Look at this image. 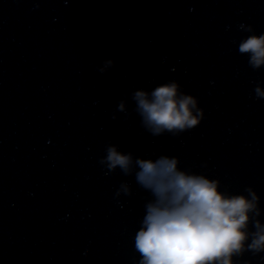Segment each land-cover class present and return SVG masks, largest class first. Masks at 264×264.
Instances as JSON below:
<instances>
[{
	"label": "clouds",
	"instance_id": "1",
	"mask_svg": "<svg viewBox=\"0 0 264 264\" xmlns=\"http://www.w3.org/2000/svg\"><path fill=\"white\" fill-rule=\"evenodd\" d=\"M239 29L252 34L239 42L238 51L247 54L249 65L258 70L264 66V33L257 35L245 24ZM113 67L114 61L106 59L97 71L104 74ZM254 91L257 98H264V87L257 85ZM131 100L141 126L153 136L176 137L204 119L197 97L182 92L176 80L150 91L136 89ZM126 105V99L117 104L125 118L130 115ZM112 118L117 119L115 112ZM99 163L110 172L119 168L125 176L134 174L138 186L152 197L134 237L139 264H233V258L246 251L264 252L260 197L251 186L245 188L247 195L229 194L220 190L219 179L182 170L176 156L144 159L113 144ZM121 194H132L129 183L120 184L116 196Z\"/></svg>",
	"mask_w": 264,
	"mask_h": 264
}]
</instances>
